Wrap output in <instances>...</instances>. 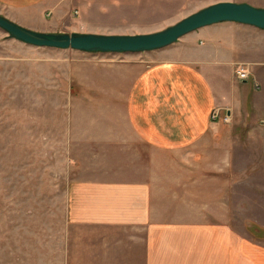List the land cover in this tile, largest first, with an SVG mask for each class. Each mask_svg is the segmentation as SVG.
Listing matches in <instances>:
<instances>
[{
  "label": "crops",
  "instance_id": "1",
  "mask_svg": "<svg viewBox=\"0 0 264 264\" xmlns=\"http://www.w3.org/2000/svg\"><path fill=\"white\" fill-rule=\"evenodd\" d=\"M88 6L0 0V15L36 32L89 33L71 24ZM149 54L147 66L106 63V92L74 110L82 119L67 142L80 169L66 191L59 264H264V246L205 220L264 173V31L221 23ZM215 109L230 123H212Z\"/></svg>",
  "mask_w": 264,
  "mask_h": 264
},
{
  "label": "rangeland",
  "instance_id": "2",
  "mask_svg": "<svg viewBox=\"0 0 264 264\" xmlns=\"http://www.w3.org/2000/svg\"><path fill=\"white\" fill-rule=\"evenodd\" d=\"M85 1L89 6L83 22L72 12L71 24L78 30L133 35L161 31L217 2L240 0ZM149 53L38 48L0 30V264H59L66 191L80 169V150L67 142L68 126L82 119L74 110L89 108L106 92V63L132 59L147 66ZM225 200L229 210L205 213V220L226 222L264 246V173L242 180Z\"/></svg>",
  "mask_w": 264,
  "mask_h": 264
},
{
  "label": "water",
  "instance_id": "3",
  "mask_svg": "<svg viewBox=\"0 0 264 264\" xmlns=\"http://www.w3.org/2000/svg\"><path fill=\"white\" fill-rule=\"evenodd\" d=\"M235 23L264 31V8L221 1L202 8L161 31L133 35L94 33H41L26 29L0 15V30L9 39L38 48L71 49L83 53L139 54L175 44L199 29Z\"/></svg>",
  "mask_w": 264,
  "mask_h": 264
},
{
  "label": "built area",
  "instance_id": "4",
  "mask_svg": "<svg viewBox=\"0 0 264 264\" xmlns=\"http://www.w3.org/2000/svg\"><path fill=\"white\" fill-rule=\"evenodd\" d=\"M248 72L242 69L236 71V78L238 80L248 79ZM226 111H221L220 109H215L210 115V120L212 123H223L227 124L230 121L229 115L226 114Z\"/></svg>",
  "mask_w": 264,
  "mask_h": 264
}]
</instances>
